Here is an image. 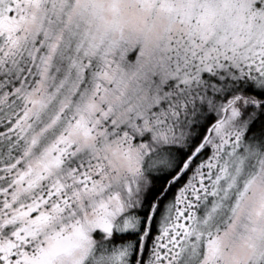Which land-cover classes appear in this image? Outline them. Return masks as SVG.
Here are the masks:
<instances>
[{
	"label": "snow or ice",
	"instance_id": "obj_1",
	"mask_svg": "<svg viewBox=\"0 0 264 264\" xmlns=\"http://www.w3.org/2000/svg\"><path fill=\"white\" fill-rule=\"evenodd\" d=\"M0 264H264V0H0Z\"/></svg>",
	"mask_w": 264,
	"mask_h": 264
}]
</instances>
